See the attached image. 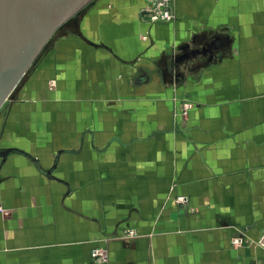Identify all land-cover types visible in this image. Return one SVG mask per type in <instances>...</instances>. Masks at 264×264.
I'll list each match as a JSON object with an SVG mask.
<instances>
[{
  "label": "crops",
  "instance_id": "obj_1",
  "mask_svg": "<svg viewBox=\"0 0 264 264\" xmlns=\"http://www.w3.org/2000/svg\"><path fill=\"white\" fill-rule=\"evenodd\" d=\"M143 8L144 0H94L60 29L27 80L21 96L55 77L63 86L57 100L115 108L91 114L77 145L56 144L49 162L0 144L31 154L45 170L66 151L53 175L68 184L41 175L23 156H7L0 264H97L90 253L100 246L104 264H264L254 244L264 230V0H175L167 23L143 18ZM218 36L230 40L225 51L180 65L179 81L166 73V59L181 45L192 51L202 47L194 38ZM31 92L38 100L40 92ZM184 102L195 109L179 125ZM12 110L5 135L14 134L5 130ZM104 118L112 122L95 123ZM87 140L105 156L106 178L99 192L91 160L95 188L82 195L59 170ZM129 229L134 237L124 235ZM238 233L245 243L236 247Z\"/></svg>",
  "mask_w": 264,
  "mask_h": 264
},
{
  "label": "rangeland",
  "instance_id": "obj_2",
  "mask_svg": "<svg viewBox=\"0 0 264 264\" xmlns=\"http://www.w3.org/2000/svg\"><path fill=\"white\" fill-rule=\"evenodd\" d=\"M174 1L175 0H155L149 3V0H144V8L147 7V4H149V6L153 5L151 9L152 12L158 13L159 9H161V5L163 4L173 8ZM150 14L141 12L143 18H146L148 21H150ZM56 35L57 33L53 35V37L46 44L45 48L39 53L38 57L31 65L22 81L13 91L11 97H9L7 102L0 109V132H3L1 131V128L3 126L4 117L9 114L12 109L13 113H17V115L13 116L15 119L11 120L12 124H6L5 127V130L7 128L11 129V132H14V134L7 133L8 135H5L3 132L5 136L3 135L1 137L2 141L0 142V144H3L5 146L21 145L23 147H26L27 149L29 148L39 158L48 162L51 158V152L53 151L51 150L53 149L52 147L55 148L56 144H60L61 141L66 142L65 147L77 145L80 132L84 128L90 127L89 125L91 123V119L89 117L91 114L100 115L101 112L104 113L107 110L106 107H108V109L115 108V105L112 106L111 103L97 104L91 102L90 98L81 99L79 97H76L74 99L66 98L65 101L57 100L56 95L54 94L60 91L63 86H61V83L57 79H55V77H51L50 80H48V78L43 79L41 81L39 89H35V85L31 88L34 89L35 92L37 90L38 92H40L39 95H37L39 97L38 100H33L30 98V95L32 93L31 89L29 90L30 92L26 91L27 97L21 96V93L27 86V80L41 64L42 59L47 51L54 46L55 40L53 39L56 37ZM61 36H63V34ZM102 108L103 110H101ZM178 108L179 109L177 110V112H180V115H178L176 118L177 122L179 123V125H184L185 119L187 118L188 114L193 109H195V105L191 104V107L189 109L184 110V106L183 104H181ZM32 113H38L36 116L42 114V116L41 118L35 117V119L32 120ZM106 122L112 121L106 120L104 118L103 120L98 119L95 123L103 127L104 123ZM19 128L23 130L17 131V129ZM100 133H102V131ZM91 160H95L94 163H97V182L98 191L100 192V186L106 178V159L105 156L96 155L95 153L90 151L88 140L86 142V148L85 150H83L80 156H77L76 158L67 157L64 159L63 167L59 170V174L67 178L71 182L72 190L74 193H82V195L88 194L91 186L95 188L96 182H94L93 185H91L90 183L91 178L94 177L93 173H90ZM72 198L73 196L71 197V199ZM173 201L177 205H180L182 207H184L187 203V199L185 197H175L172 202ZM239 234L242 235V233ZM234 238L235 237H233L231 240H233ZM243 239L245 240L244 236ZM96 250L103 252H101L102 258L104 256L105 260L99 264H104L107 255L106 248L100 246L95 247L91 250L90 255L93 262L97 260L93 258L92 255V253Z\"/></svg>",
  "mask_w": 264,
  "mask_h": 264
},
{
  "label": "water",
  "instance_id": "obj_3",
  "mask_svg": "<svg viewBox=\"0 0 264 264\" xmlns=\"http://www.w3.org/2000/svg\"><path fill=\"white\" fill-rule=\"evenodd\" d=\"M94 0H0V109L11 97L22 81L39 53L61 27L71 20H76ZM202 43V47L190 51V46L181 45L178 54H170L166 59L169 76L175 81L181 79L176 73L178 67L198 55H209L225 51L230 44L226 36L196 37L193 41ZM66 151L56 153L50 169H43L31 154L18 148H0V165L7 156L17 154L25 157L36 170L46 178L68 184L53 175L59 156ZM70 153V152H69Z\"/></svg>",
  "mask_w": 264,
  "mask_h": 264
},
{
  "label": "built area",
  "instance_id": "obj_4",
  "mask_svg": "<svg viewBox=\"0 0 264 264\" xmlns=\"http://www.w3.org/2000/svg\"><path fill=\"white\" fill-rule=\"evenodd\" d=\"M152 1L155 0H149V3H151ZM147 7H145L142 12H146L148 14H150V21L151 22H162V23H167L173 20L174 14H173V9L172 7L168 6V5H161V9H159L158 13L157 12H152V6L147 4ZM184 106V110L189 109L191 107V103L189 102H184L183 103ZM181 200V199H180ZM0 212H3V209L0 207ZM125 236L127 237H134L135 236V232L134 230H128L125 231L124 233ZM123 235V236H124ZM245 240L243 239V236L241 234L238 233V235L235 236V238L232 240V244L236 247L242 246L244 245ZM255 246L263 249L264 250V230L260 233L259 237L255 240L254 242ZM102 251L96 250L92 253L93 258L97 259L96 261H94V263H101L105 260V257L103 256L102 258Z\"/></svg>",
  "mask_w": 264,
  "mask_h": 264
},
{
  "label": "trees",
  "instance_id": "obj_5",
  "mask_svg": "<svg viewBox=\"0 0 264 264\" xmlns=\"http://www.w3.org/2000/svg\"><path fill=\"white\" fill-rule=\"evenodd\" d=\"M61 29H62V27H61ZM60 31V29L57 31V33Z\"/></svg>",
  "mask_w": 264,
  "mask_h": 264
}]
</instances>
